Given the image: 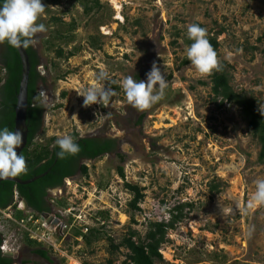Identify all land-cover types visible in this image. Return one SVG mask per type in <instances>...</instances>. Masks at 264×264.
Returning a JSON list of instances; mask_svg holds the SVG:
<instances>
[{
	"label": "rangeland",
	"instance_id": "374dc122",
	"mask_svg": "<svg viewBox=\"0 0 264 264\" xmlns=\"http://www.w3.org/2000/svg\"><path fill=\"white\" fill-rule=\"evenodd\" d=\"M100 2L104 5L100 12L86 15L80 0H42L50 12L37 23L48 24L52 17L65 23L75 20V39L63 46L68 52L80 51L60 61L44 47L58 26L49 25L37 34L43 65L54 61L59 66L48 71L43 65L38 68L42 75L49 74L41 88L50 101L37 142L78 134L115 139L118 148L84 162L88 176L78 173L50 192L52 214H59L68 226L63 233L52 228L57 229L54 237L61 250L50 251L54 262L34 255L23 231L15 227L10 229L13 240L19 239L14 264H106L109 260L123 264L127 250L112 255L107 238L118 244L130 228L144 236L149 222L168 221L170 211L181 204H188L186 219L168 233L160 249L166 263L264 264V205L246 213L240 210L255 191V181L264 179L260 145L235 105L219 106L209 75L199 74L193 65L182 66L188 26L199 23L207 33H219L218 57L226 64L234 90L252 95L264 107V0ZM91 37L100 40V50L91 49ZM153 62L165 73L168 87L160 102L140 111L128 103L119 82L129 75L135 80L143 75L146 82ZM101 70L109 74L103 83L113 89L112 101L107 107L85 108L78 92L97 83ZM66 72L65 80L56 79ZM119 166L125 180L118 174ZM124 182L144 190L136 225L129 217L133 195ZM213 185L218 192H212ZM22 208L28 218L31 210ZM91 228H104L105 236L91 246L74 237L77 230L87 233Z\"/></svg>",
	"mask_w": 264,
	"mask_h": 264
},
{
	"label": "trees",
	"instance_id": "16d2710c",
	"mask_svg": "<svg viewBox=\"0 0 264 264\" xmlns=\"http://www.w3.org/2000/svg\"><path fill=\"white\" fill-rule=\"evenodd\" d=\"M86 15H91L93 12H100L104 5L100 0H80ZM2 3V0H0ZM47 13L50 12L46 8ZM47 28L49 25L58 26L50 32L49 37L44 41L46 51L53 52L55 59L67 61L75 57L80 51L75 48L68 52L65 46H68L75 39V32L78 25L75 20L65 23L60 17H52L48 24L43 23ZM199 24V23H198ZM204 28L203 25L199 24ZM218 34L211 35L208 33L209 39L213 48L218 52L220 43L218 42ZM97 37H91L89 45L91 49L100 50ZM185 44L188 46L193 43L188 36L184 38ZM58 43V44H57ZM29 56L30 73L28 81V111L26 125L28 128V143L26 148L22 151L27 161L26 173L20 174L14 178L22 181H27L35 177L47 173L46 176L39 178L29 185H19L13 182L0 183V210H5L14 205L15 193L18 194L20 200L26 204L27 210H31L36 218H40L43 213H50L53 205L51 204L50 192L56 189H61L67 179L74 178L78 173L88 176L89 169L84 164L86 161H93L104 157L105 155L116 152L118 142L115 139L104 137H85L80 138L78 134L73 135V139L78 143L80 151L75 154H65L63 159L58 158L57 153L60 151L59 146L56 145L58 138L52 137L46 143L37 142L38 137L44 130V118L46 106L42 105L36 99V94L42 86H45L49 74L42 75L38 69L43 65L42 58L35 47H28L25 49ZM192 65L191 61L186 58L182 62V66ZM58 64L51 61L49 64L43 65L45 70L58 69ZM69 72L59 75L57 80H65ZM212 83V94L216 101H220L219 106L224 103L235 105L241 113L242 119L246 122L250 134L260 145L258 155L259 163H264V107L261 103L247 94L238 93L231 85V77L226 68V64L222 63V71H213L209 74ZM143 75L136 76L137 81L142 80ZM22 80V64L18 51L11 46L7 41L0 43V129L7 127L10 131H14L15 126V108L17 104V96ZM117 88V86H113ZM66 92L62 93L66 97ZM112 101V98L111 100ZM61 107V106H59ZM145 114L141 115L137 124L140 125L144 119ZM121 161L125 157L120 155ZM119 176L125 180V171L122 166L117 168ZM125 188L133 195L129 202L130 220L132 224H137L135 215L141 212L140 205L144 202V190L138 185L124 182ZM217 185L212 186V192H218ZM188 204H181L170 211V218L168 221L149 222L147 224V231L144 236H141L137 230H129L128 236L124 237L122 241L115 244L112 238H107L110 246V253L114 255L121 249L127 250L126 260L123 264H169L163 259L160 249L162 245L167 243V235L176 226L186 219L184 214V207ZM101 212L97 215H103ZM107 215V214H106ZM102 219L104 218L101 216ZM17 220L25 218L23 211L19 210L15 214ZM108 216L105 217V220ZM73 220V219H72ZM13 225L11 228H14ZM104 228H91L87 233L83 230H77L74 234L76 239L81 238L85 245L91 246L93 243L102 239L105 236ZM24 240L26 245L31 249L32 253L42 260L53 263L50 251L52 249L46 248L37 240L29 238L28 234L24 232ZM3 233L0 232V246L3 242ZM15 260L4 257L0 250V264H14ZM30 262H25L29 264ZM24 264V263H23ZM106 264H113L112 260L107 261Z\"/></svg>",
	"mask_w": 264,
	"mask_h": 264
},
{
	"label": "clouds",
	"instance_id": "9594fccd",
	"mask_svg": "<svg viewBox=\"0 0 264 264\" xmlns=\"http://www.w3.org/2000/svg\"><path fill=\"white\" fill-rule=\"evenodd\" d=\"M45 11L46 7L42 0H2L0 3V43L7 41L13 47L25 49L30 46L35 47L38 43L37 34L47 31V27L43 23H37ZM207 35V29L198 23L188 26L187 36L193 43L186 48V56L201 75L222 71L221 60ZM96 80L97 83L78 92L80 96L84 97L83 106L85 108L94 104L107 107L114 95L113 89L103 83L109 80L107 71L101 70ZM119 84L128 103L140 111L148 110L160 102L168 87L165 73L155 62H153L151 71L147 73L146 82L144 80L137 81L129 75L123 78ZM36 99L46 106L50 101L47 90L41 88L36 94ZM23 139V130L10 131L7 127L0 129V179L26 173V157L16 151L23 144ZM55 146L60 148L57 153L60 159H63L65 154L75 155L80 151L78 143L68 135L58 137ZM21 202L23 203L22 200ZM262 205H264V179H258L255 181V191L240 210L246 213L254 211ZM49 214L51 215V213ZM248 235H251V231Z\"/></svg>",
	"mask_w": 264,
	"mask_h": 264
},
{
	"label": "built area",
	"instance_id": "2783aa9c",
	"mask_svg": "<svg viewBox=\"0 0 264 264\" xmlns=\"http://www.w3.org/2000/svg\"><path fill=\"white\" fill-rule=\"evenodd\" d=\"M22 205L23 203L21 202L18 194L15 193L14 205L8 209L0 210V232L3 233L4 236L3 242L0 246L1 252L3 254H18V247L16 245L19 239H17L18 237H15L17 240H13L14 235L10 234V229H13L11 228L13 225L22 230L23 234L26 232L30 239L37 240L43 245L50 246L53 251H61L54 237V233L57 229H52L46 224L45 220L39 217L36 218L31 211L27 216L28 218H23L21 220H17L15 218L17 211H23ZM68 211H70V209H68ZM51 216H53V218L59 219L60 223L57 228H59L63 233L68 228V226L63 222L59 214H51ZM29 223L31 225H29Z\"/></svg>",
	"mask_w": 264,
	"mask_h": 264
},
{
	"label": "water",
	"instance_id": "95a60500",
	"mask_svg": "<svg viewBox=\"0 0 264 264\" xmlns=\"http://www.w3.org/2000/svg\"><path fill=\"white\" fill-rule=\"evenodd\" d=\"M15 48L19 53L22 64V80L20 83V89L17 96V104L15 108V126H14V131L20 129L23 130L24 132L23 144L16 149L17 153L21 154L22 151L26 148L28 143V128L26 125V119H27V111H28V81H29V73H30V62H29V56L25 48H17V47ZM46 175L47 173L27 181H22L14 177L4 178V179H0V183L8 181L19 185H29ZM23 204L26 207V204L24 202ZM41 218L45 220L46 224L51 228H55L59 226L60 223L59 219L53 218V216H51L49 213H43L41 215ZM16 255L18 254H11V253L3 254L4 257H8L12 259H14Z\"/></svg>",
	"mask_w": 264,
	"mask_h": 264
},
{
	"label": "flooded vegetation",
	"instance_id": "af4514ba",
	"mask_svg": "<svg viewBox=\"0 0 264 264\" xmlns=\"http://www.w3.org/2000/svg\"><path fill=\"white\" fill-rule=\"evenodd\" d=\"M52 212H53V207H52V211L50 213L52 214Z\"/></svg>",
	"mask_w": 264,
	"mask_h": 264
}]
</instances>
